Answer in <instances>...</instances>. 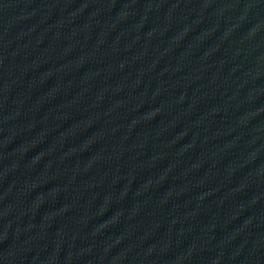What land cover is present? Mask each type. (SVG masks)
Wrapping results in <instances>:
<instances>
[{"label":"water","instance_id":"water-1","mask_svg":"<svg viewBox=\"0 0 264 264\" xmlns=\"http://www.w3.org/2000/svg\"><path fill=\"white\" fill-rule=\"evenodd\" d=\"M0 264H264V0H0Z\"/></svg>","mask_w":264,"mask_h":264}]
</instances>
